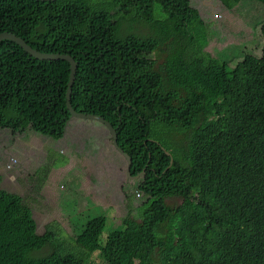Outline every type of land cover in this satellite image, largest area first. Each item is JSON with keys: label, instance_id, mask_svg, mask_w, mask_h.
<instances>
[{"label": "trees", "instance_id": "1", "mask_svg": "<svg viewBox=\"0 0 264 264\" xmlns=\"http://www.w3.org/2000/svg\"><path fill=\"white\" fill-rule=\"evenodd\" d=\"M219 1L232 10L242 0ZM192 2L0 0V34L76 60L73 109L113 124L131 176H142L140 205L130 202L136 217L104 244L105 216L71 243L52 225L40 235L33 207L3 190L0 175V264H92L96 255L105 264H264V46L261 58L244 56L233 68L214 59ZM70 73L66 62L2 42L0 127L60 143ZM187 132L183 144L176 133ZM173 198L183 204L169 206ZM56 241V252L34 257Z\"/></svg>", "mask_w": 264, "mask_h": 264}, {"label": "rangeland", "instance_id": "2", "mask_svg": "<svg viewBox=\"0 0 264 264\" xmlns=\"http://www.w3.org/2000/svg\"><path fill=\"white\" fill-rule=\"evenodd\" d=\"M192 7L200 10L207 24L204 37L210 45L205 51L214 59L233 68L244 56L262 57L263 4L242 0L231 10L219 0H193ZM159 9L160 5L157 12ZM150 32L148 26L138 34ZM165 58L166 53L161 50L153 54L158 65ZM5 132H0L2 189L21 194L33 207L40 235L46 234L52 225L60 233V239L71 243L89 220L105 216L108 219V229L102 239L105 244L110 233L122 230L124 219L136 217L137 211L130 202L140 205L137 186L142 176L137 179L128 176L127 158L116 149L107 127L73 120L60 143L34 130ZM176 134L180 142L187 143L189 132ZM11 159L18 162L13 171L7 169ZM167 204L180 206L183 199H168ZM58 245L56 241L34 253V257H47L57 251ZM92 264L105 263L96 255Z\"/></svg>", "mask_w": 264, "mask_h": 264}, {"label": "water", "instance_id": "3", "mask_svg": "<svg viewBox=\"0 0 264 264\" xmlns=\"http://www.w3.org/2000/svg\"><path fill=\"white\" fill-rule=\"evenodd\" d=\"M57 1H62V0H35V2H41V3L57 2ZM4 41H12V42L14 41V42L20 44L28 53L31 54L32 57H35L36 59H38L42 62H60L61 61V62H66L69 65V69H70L71 73H70V80H69L68 91H67V109H68L70 116H71L70 122L73 120H80L83 122H90L92 124L100 123L103 126L107 127L112 134L111 141L116 146V149L119 152H121L122 155H124L127 158V161H128L127 174H128V176L130 178H134V179L139 178L141 176V174L138 176H134V177L131 176L132 159L128 154H126L123 150H121V148L119 146L118 132H117V129L114 127V125L111 124L110 122H108L103 117L96 116V115H89V114H79L73 109V106L71 104V100H72L73 88H74V85L76 82V76H77V72H78V64L76 63V60H74L71 56H69V54L42 53L39 49L35 48L29 42H27L26 39L18 36L14 32L1 33L0 34V45ZM0 129H1V127H0ZM66 129H68V126ZM65 133H66V131H65ZM64 136H65V134H64ZM167 154L171 155V153H168V152H167Z\"/></svg>", "mask_w": 264, "mask_h": 264}, {"label": "built area", "instance_id": "4", "mask_svg": "<svg viewBox=\"0 0 264 264\" xmlns=\"http://www.w3.org/2000/svg\"><path fill=\"white\" fill-rule=\"evenodd\" d=\"M17 163L18 162L16 160L11 159L9 164L7 165V169L9 171H13L16 168Z\"/></svg>", "mask_w": 264, "mask_h": 264}, {"label": "crops", "instance_id": "5", "mask_svg": "<svg viewBox=\"0 0 264 264\" xmlns=\"http://www.w3.org/2000/svg\"><path fill=\"white\" fill-rule=\"evenodd\" d=\"M221 2V1H220ZM222 3V2H221ZM222 5L224 6V4L222 3ZM226 7V6H225ZM70 125V124H69ZM68 129H69V127H68ZM67 129V130H68ZM2 131H7V132H9L10 130H8V129H1V131L0 132H2ZM7 132H5V133H7ZM12 132V131H11ZM13 133V132H12Z\"/></svg>", "mask_w": 264, "mask_h": 264}, {"label": "clouds", "instance_id": "6", "mask_svg": "<svg viewBox=\"0 0 264 264\" xmlns=\"http://www.w3.org/2000/svg\"><path fill=\"white\" fill-rule=\"evenodd\" d=\"M70 124V123H69ZM69 124H68V127H69ZM1 129H3V128H1ZM114 144V143H113ZM9 164V163H8Z\"/></svg>", "mask_w": 264, "mask_h": 264}]
</instances>
